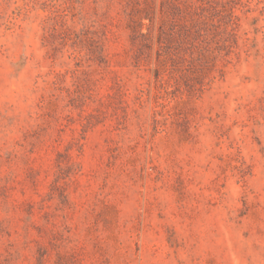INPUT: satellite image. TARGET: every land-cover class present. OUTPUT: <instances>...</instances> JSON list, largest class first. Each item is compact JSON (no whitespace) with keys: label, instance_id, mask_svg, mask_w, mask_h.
Listing matches in <instances>:
<instances>
[{"label":"rangeland","instance_id":"rangeland-1","mask_svg":"<svg viewBox=\"0 0 264 264\" xmlns=\"http://www.w3.org/2000/svg\"><path fill=\"white\" fill-rule=\"evenodd\" d=\"M0 264H264V0H0Z\"/></svg>","mask_w":264,"mask_h":264},{"label":"trees","instance_id":"trees-1","mask_svg":"<svg viewBox=\"0 0 264 264\" xmlns=\"http://www.w3.org/2000/svg\"><path fill=\"white\" fill-rule=\"evenodd\" d=\"M190 2L188 3V7L186 10V20H184L183 23V31H182V39L185 40V42L195 43L196 40L202 39L204 33L206 32L205 26L208 24V21L210 20V23L208 24L210 27H214L213 19L207 20L205 17L206 9L205 4H202V6L198 8H191ZM209 6V5H207ZM206 6V7H207ZM149 22H152L150 19H147ZM169 30L166 29H160L159 34L157 36V43H158V56L161 60L163 57V54L166 53V49L168 48V44L170 43V40L172 39L173 35L169 33ZM145 36V35H142ZM203 57V59H200V64L205 62L206 58ZM184 60V61H183ZM192 58L185 59L182 58V64H187L188 67L192 63ZM189 64V65H188ZM158 72H160V69H158Z\"/></svg>","mask_w":264,"mask_h":264}]
</instances>
